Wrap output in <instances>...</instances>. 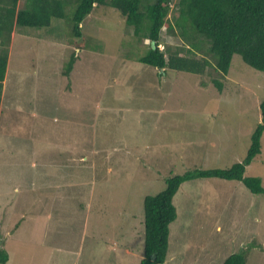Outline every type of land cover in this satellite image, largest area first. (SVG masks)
<instances>
[{
	"label": "rangeland",
	"instance_id": "obj_1",
	"mask_svg": "<svg viewBox=\"0 0 264 264\" xmlns=\"http://www.w3.org/2000/svg\"><path fill=\"white\" fill-rule=\"evenodd\" d=\"M73 6L49 27L11 34L0 99L2 264H139L145 195L172 174L242 161L262 121L264 71L239 54L225 75L162 71L137 61L149 40L108 5L83 19L79 48ZM160 39L182 45L165 27ZM244 175L264 187V131ZM173 203L163 264H222L242 252L246 264H264V192L201 177L181 183Z\"/></svg>",
	"mask_w": 264,
	"mask_h": 264
},
{
	"label": "trees",
	"instance_id": "obj_2",
	"mask_svg": "<svg viewBox=\"0 0 264 264\" xmlns=\"http://www.w3.org/2000/svg\"><path fill=\"white\" fill-rule=\"evenodd\" d=\"M68 3L74 4L71 32L76 47L82 48L76 38L81 36L83 19L98 5H108L118 10L134 35L142 34L149 40L148 50L136 57L141 63L162 71L171 68L197 74L210 67L225 75L233 54L237 53L247 65L264 71V0H25L22 7H19V0H0V99L12 31L49 27L53 18L64 17V6ZM163 27L169 33L176 32L182 45L159 49ZM203 43L204 50L201 49ZM75 60L73 51L62 68L63 75H70ZM212 81L219 90L222 89L220 80L212 78ZM259 111L262 121L253 129L242 161L228 168H194L172 174L165 178V187L161 191L145 195L143 255L139 264L164 263L169 224L177 216L173 196L184 181L219 177L241 181L253 193L264 192L259 177L244 175L245 167L261 150L264 99L259 104ZM242 253L229 254L222 264H246V253ZM7 259V251L0 246V264Z\"/></svg>",
	"mask_w": 264,
	"mask_h": 264
},
{
	"label": "crops",
	"instance_id": "obj_3",
	"mask_svg": "<svg viewBox=\"0 0 264 264\" xmlns=\"http://www.w3.org/2000/svg\"><path fill=\"white\" fill-rule=\"evenodd\" d=\"M12 33H15V31H13ZM161 42H163V41H161ZM8 55H9V53H8ZM7 71H8V61H7V68H6L5 78L2 81L1 98H2V92H3V89H4V84H5V81H6V77H7Z\"/></svg>",
	"mask_w": 264,
	"mask_h": 264
},
{
	"label": "built area",
	"instance_id": "obj_4",
	"mask_svg": "<svg viewBox=\"0 0 264 264\" xmlns=\"http://www.w3.org/2000/svg\"><path fill=\"white\" fill-rule=\"evenodd\" d=\"M162 45H163L162 43L158 44L159 49L163 48Z\"/></svg>",
	"mask_w": 264,
	"mask_h": 264
},
{
	"label": "clouds",
	"instance_id": "obj_5",
	"mask_svg": "<svg viewBox=\"0 0 264 264\" xmlns=\"http://www.w3.org/2000/svg\"><path fill=\"white\" fill-rule=\"evenodd\" d=\"M160 44V43H159Z\"/></svg>",
	"mask_w": 264,
	"mask_h": 264
}]
</instances>
